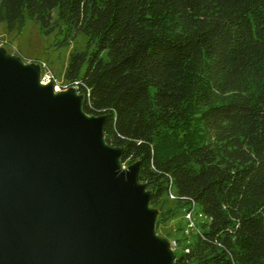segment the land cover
<instances>
[{
	"label": "trees",
	"instance_id": "trees-1",
	"mask_svg": "<svg viewBox=\"0 0 264 264\" xmlns=\"http://www.w3.org/2000/svg\"><path fill=\"white\" fill-rule=\"evenodd\" d=\"M26 19L86 35L62 77L149 205L173 191L155 226L203 215L171 264H264V0H0L6 30Z\"/></svg>",
	"mask_w": 264,
	"mask_h": 264
},
{
	"label": "water",
	"instance_id": "water-1",
	"mask_svg": "<svg viewBox=\"0 0 264 264\" xmlns=\"http://www.w3.org/2000/svg\"><path fill=\"white\" fill-rule=\"evenodd\" d=\"M0 47V264H171L157 211L105 114Z\"/></svg>",
	"mask_w": 264,
	"mask_h": 264
},
{
	"label": "rangeland",
	"instance_id": "rangeland-1",
	"mask_svg": "<svg viewBox=\"0 0 264 264\" xmlns=\"http://www.w3.org/2000/svg\"><path fill=\"white\" fill-rule=\"evenodd\" d=\"M61 38V33L53 30L50 33L44 34L40 31L38 23L33 19H26L20 29L6 30L4 23L0 22V47L6 52L19 56L23 61L37 62L40 66V76L46 78L43 65H45L50 72V77L54 89H63L71 86L62 77V71L65 66L68 53L73 50L84 49L86 45V35L83 32H78L73 39L68 43L56 45L55 42ZM35 59L39 61H35ZM41 80V79H40ZM44 82V80H41ZM128 164L121 162V167L124 168ZM173 198L163 193L155 206L166 208L173 207ZM196 211V210H195ZM193 210V212H195ZM157 216V215H156ZM186 215L180 207L176 214L169 218L165 223L155 226V233L167 241L178 238L179 243L175 248L176 252L181 248L182 244L191 238L195 228L187 227L186 234L183 233V227L186 224ZM203 219L202 215L193 214V222L197 227L198 223ZM177 241V240H176ZM177 241V242H178Z\"/></svg>",
	"mask_w": 264,
	"mask_h": 264
},
{
	"label": "built area",
	"instance_id": "built-area-1",
	"mask_svg": "<svg viewBox=\"0 0 264 264\" xmlns=\"http://www.w3.org/2000/svg\"><path fill=\"white\" fill-rule=\"evenodd\" d=\"M41 64H42V62H41ZM41 64H40V66H41ZM43 68H44V73H45V76H46V78L43 76L42 78H40L41 80H44V81H51V79H49L48 77H50V72H49V69L45 66V65H43ZM169 197H171V198H174V193H173V191L171 190V189H168V191H167V193H166ZM193 210H194V208L193 207H189V208H187V207H182V211H183V213H184V215H186L185 217H186V224H185V226L183 227V233H184V235L186 234V231H187V227H189V228H195V230H196V226H195V223L193 222V214L196 212V214H199V215H202L200 212H197V210L195 211V212H193ZM203 216V215H202ZM168 243H169V247L173 250V252H174V250H175V248L178 246V243H177V241H176V239H171V240H169L168 241Z\"/></svg>",
	"mask_w": 264,
	"mask_h": 264
}]
</instances>
